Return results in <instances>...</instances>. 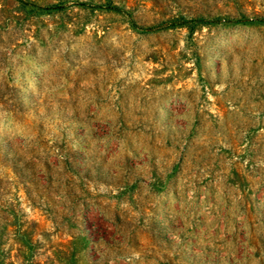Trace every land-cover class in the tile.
<instances>
[{"label": "rangeland", "instance_id": "1", "mask_svg": "<svg viewBox=\"0 0 264 264\" xmlns=\"http://www.w3.org/2000/svg\"><path fill=\"white\" fill-rule=\"evenodd\" d=\"M0 264H264V0H0Z\"/></svg>", "mask_w": 264, "mask_h": 264}]
</instances>
